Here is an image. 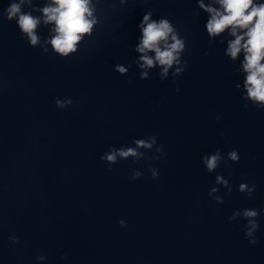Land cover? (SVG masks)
Listing matches in <instances>:
<instances>
[{
	"label": "clouds",
	"instance_id": "clouds-1",
	"mask_svg": "<svg viewBox=\"0 0 264 264\" xmlns=\"http://www.w3.org/2000/svg\"><path fill=\"white\" fill-rule=\"evenodd\" d=\"M25 2L31 4V0H20V3H12L7 9V19L18 18L17 23L20 30L27 35L30 43L35 46L39 43L36 29L40 19L31 15V13L21 12V6ZM218 3L223 11L205 7L203 3L200 4V7L211 14V18L206 25L207 31L209 35L216 36L226 29H231V35L235 39L229 43L228 54L235 59L241 49L244 50L243 68L248 73L245 80L248 97L264 104V63H261L264 60V4H256L254 0H218ZM41 11L44 15V23L55 25L53 29L55 35L48 43L51 44L56 53L62 56L74 53L84 35L90 34L96 23L90 0H52V5L42 8ZM141 28L142 39L136 49L142 54L140 57L142 64L140 66L151 68L155 63H159L163 66L161 75H166L168 69L174 63L179 62V53L184 47L183 41L173 34V28L167 20L150 21V16L145 15ZM238 29L245 30L244 34L238 35ZM169 38L172 41L170 44L168 43ZM149 52H154L155 57L149 56ZM117 71L125 73L127 70L122 66H117ZM177 71L180 70L177 69ZM147 75L145 71L141 74V78H145ZM71 103V100L56 101L58 107H65ZM135 143L138 148H151L152 144L155 143V138L152 137L150 141L137 140ZM117 155L121 158H127L129 156L136 157L139 153L133 148L118 151L114 149L111 153L105 154L102 159L115 163ZM229 158L233 161L239 159L235 151L229 153ZM219 159V152L210 157H205L204 163L207 169L209 171L214 170ZM139 175V172L135 174L136 177ZM155 175L156 173L153 172V176ZM217 180L219 181L220 177H217ZM224 183L226 184L227 181H224ZM246 187L242 184L240 190L244 191ZM244 216L253 218L257 216V212L246 210ZM250 223L251 228L247 233L248 236H251L252 230L257 227L255 221H250ZM252 242L255 243L254 240Z\"/></svg>",
	"mask_w": 264,
	"mask_h": 264
}]
</instances>
